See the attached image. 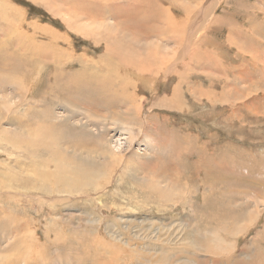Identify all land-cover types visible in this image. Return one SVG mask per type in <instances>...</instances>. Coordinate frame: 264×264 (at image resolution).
Listing matches in <instances>:
<instances>
[{
	"label": "rangeland",
	"instance_id": "obj_1",
	"mask_svg": "<svg viewBox=\"0 0 264 264\" xmlns=\"http://www.w3.org/2000/svg\"><path fill=\"white\" fill-rule=\"evenodd\" d=\"M0 16V264H264V0Z\"/></svg>",
	"mask_w": 264,
	"mask_h": 264
},
{
	"label": "bare ground",
	"instance_id": "obj_2",
	"mask_svg": "<svg viewBox=\"0 0 264 264\" xmlns=\"http://www.w3.org/2000/svg\"><path fill=\"white\" fill-rule=\"evenodd\" d=\"M126 2V1H125ZM127 3H128V1H127ZM12 8V7H11ZM208 13V12H207ZM12 14V13H11ZM1 17V16H0ZM2 18V17H1ZM205 18V17H204ZM10 21H12V20H10ZM210 22V21H209ZM143 24V23H142ZM12 25V24H11ZM10 25V26H11ZM95 26V25H94ZM134 29H136V28H134ZM12 30V29H11ZM19 31V30H18ZM89 32V31H88ZM1 33V32H0ZM94 36V35H93ZM96 37V36H95ZM97 39V38H96ZM103 40V39H102ZM189 42H191L190 40H189ZM191 45V44H190ZM131 46V45H130ZM187 46V45H186ZM187 50V49H186ZM201 51V50H200ZM12 54V53H11ZM124 57V56H123ZM194 57H195V55H194ZM110 58H112L111 56H110ZM114 58V57H113ZM192 59V58H191ZM196 59V58H195ZM126 60V59H125ZM151 60V59H150ZM116 62L118 63V64H120V61H118L117 59H116ZM126 62V61H125ZM8 63V62H7ZM190 63V62H189ZM2 64V63H1ZM127 64V63H126ZM174 65V64H173ZM184 65V64H183ZM8 66V65H7ZM6 65H5V67H7ZM16 67V66H15ZM178 67V66H177ZM3 68V67H2ZM17 68V67H16ZM15 68V69H16ZM83 68V67H82ZM160 68V67H159ZM189 68H190V66H189ZM241 68V67H240ZM1 69V68H0ZM174 70V69H173ZM196 70V69H195ZM1 71V70H0ZM81 72V71H80ZM94 72V71H93ZM182 72V71H181ZM84 77V76H83ZM129 77V76H128ZM15 79V78H14ZM20 79V78H19ZM55 79V78H54ZM71 79V78H70ZM83 79V78H82ZM258 80V79H257ZM56 81V80H55ZM76 81V80H75ZM154 81V80H153ZM1 82V81H0ZM2 82H4V81H2ZM60 83V82H59ZM81 83V82H80ZM102 83H104V82H102ZM84 84V83H83ZM58 85V84H57ZM81 85V84H80ZM17 86V85H16ZM110 86V85H109ZM108 86V87H109ZM111 86H113V85H111ZM12 87V86H11ZM13 87H14V85H13ZM82 87V86H81ZM85 87V86H84ZM98 87L99 86H97V89H98ZM105 87H106V85H105ZM241 88V87H240ZM11 89H13V88H11ZM22 89V88H21ZM97 89H96V91H97ZM245 89V88H244ZM98 90H100V89H98ZM108 90V89H107ZM20 91V90H19ZM22 91V90H21ZM103 91H105V90H103ZM6 92V91H5ZM99 92V91H98ZM248 92V91H247ZM28 93H29V91H28ZM30 93H31V91H30ZM23 94V93H22ZM98 94V93H97ZM32 95V94H31ZM253 98V97H252ZM123 100V99H122ZM77 102V101H76ZM80 102V101H79ZM243 103V102H242ZM59 106V105H58ZM41 109H43V108H41ZM250 110V109H249ZM250 113V112H249ZM154 114V113H153ZM5 115V114H4ZM146 116V115H145ZM26 119H27V116L25 117ZM46 118V117H45ZM143 119V118H142ZM242 120V119H241ZM244 120V119H243ZM27 122V121H26ZM25 124V123H24ZM18 125V124H17ZM41 129V128H40ZM48 129V128H47ZM47 129H46V131H47ZM42 130V129H41ZM45 130V129H44ZM143 131V130H142ZM42 132V131H41ZM148 135V134H147ZM146 135V136H147ZM135 136V135H134ZM132 139V138H131ZM25 143V142H24ZM77 147V146H76ZM87 147V146H86ZM83 148V147H82ZM78 149V148H77ZM84 150V149H83ZM86 150V149H85ZM37 151V150H36ZM87 151H89V150H87ZM46 152V151H45ZM56 152V151H55ZM89 153V152H88ZM186 153H187V151H186ZM101 158V157H100ZM204 160V159H203ZM203 162V161H202ZM106 166V165H105ZM174 181V180H173ZM219 182V181H218ZM174 184V183H173ZM14 193V192H13ZM233 197V196H232ZM34 198V197H33ZM235 204V203H234ZM37 214V213H36ZM117 226V225H116ZM188 227V226H187ZM23 233V232H22ZM24 234V233H23ZM107 237V236H106ZM179 238V237H178ZM115 244H117V243H115ZM130 246V245H129ZM88 247V246H87ZM123 250V249H122ZM153 250V249H152ZM160 251V250H159ZM154 252H158L157 250H154ZM163 253V252H162ZM154 255V254H153ZM112 257V256H111ZM137 259V258H136ZM145 260V259H144ZM153 261V260H152ZM141 262V261H140ZM150 262V261H149ZM155 262H156V260H155ZM142 263V262H141ZM144 263V262H143ZM151 263V262H150ZM158 263V262H157ZM152 264V263H151Z\"/></svg>",
	"mask_w": 264,
	"mask_h": 264
}]
</instances>
